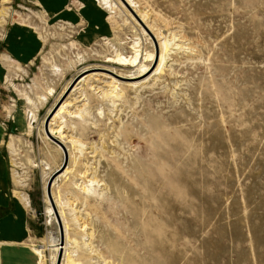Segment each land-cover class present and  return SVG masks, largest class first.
Wrapping results in <instances>:
<instances>
[{
    "label": "rangeland",
    "instance_id": "rangeland-1",
    "mask_svg": "<svg viewBox=\"0 0 264 264\" xmlns=\"http://www.w3.org/2000/svg\"><path fill=\"white\" fill-rule=\"evenodd\" d=\"M133 1L0 0V264H52V217L83 264H264V0Z\"/></svg>",
    "mask_w": 264,
    "mask_h": 264
},
{
    "label": "bare ground",
    "instance_id": "bare-ground-1",
    "mask_svg": "<svg viewBox=\"0 0 264 264\" xmlns=\"http://www.w3.org/2000/svg\"><path fill=\"white\" fill-rule=\"evenodd\" d=\"M128 1V3H129V8H130V6L131 7H133V8H136V4H135V2L133 1V0H127ZM102 2H103V0H102ZM104 4H105V2H103ZM107 1H106V4H105V6L107 5ZM101 4V3H100ZM137 9V8H136ZM6 13V12H5ZM140 14V13H139ZM141 15V14H140ZM1 16V15H0ZM2 18V17H1ZM136 21V20H135ZM145 31V30H144ZM139 55H140V53H139V50L138 49H135V54L133 55V56H131L130 58L129 57H127V55L126 56H124V55H122V54H116V56L114 57V58H110V60H108L107 62L108 63H113V64H117V65H127V66H130V65H133V64H135L136 62H137V60H138V58H139ZM154 53H150V54H148L147 55V57L149 58V59H153V57H154ZM157 57H158V54H157ZM163 58H164V56L161 54V56H160V61H162L163 60ZM151 61V60H150ZM137 64V63H136ZM148 68L149 67H146L145 65H141V67H140V69H141V71L142 72H146L147 70H148ZM86 71H88V69L86 70ZM86 71H84V73L86 72ZM80 74V73H79ZM83 74V73H82ZM82 74H80V76H78V78H77V80L81 77V75ZM87 77L88 76H86V77H84L83 79H80V81L81 82H85L86 81V79H87ZM89 78V77H88ZM115 79V78H114ZM77 80H75L74 81V83L72 84V85H74L75 83H76V81ZM81 82H79V83H81ZM112 82V81H111ZM71 83V82H70ZM70 83L67 85L66 84V89L68 88V86L70 85ZM79 83H77V85H75V88H74V90L73 91H75L76 90V87L78 86V84ZM88 84V83H87ZM93 86V85H92ZM89 87H91L90 86V84H89ZM70 88H72V86L70 87ZM92 88V87H91ZM96 89V88H95ZM52 91V90H51ZM53 92V91H52ZM65 92V91H64ZM98 93V92H97ZM119 93L117 92V91H115V89H111L110 90V92L108 93V92H104L103 93V96H102V98H111V97H119ZM28 99V98H27ZM29 99H31V98H29ZM86 98H84L83 100H85ZM118 99V98H117ZM33 100V99H32ZM31 101V100H30ZM62 103V105H61V107L58 109V105L54 108V106H52V107H50V110H49V112L47 113V115H50V117H52L53 116V114L55 113V115L53 116V118L51 119V122H50V124H49V128H50V132H48V134H47V137H48V140H50L52 143H54L55 145H56V147H58L60 150H61V152L63 153V156H65L64 157V162H65V165L63 166V168L62 169H58V170H61V171H64L65 170V168L68 166V164H69V162H70V159L72 160V155L70 154V146H69V143H71L70 145L71 146H76V145H74V144H76V139H75V137L74 136H72V135H68V133H67V131H66V126H64V124H65V122L67 121V118H65L64 117V115H61V113H62V111H65L66 113H67V116L68 117H71L73 120L74 119H79V118H83V113H86L88 110H87V107H86V103L85 104H83V106L84 107H77L76 108V110L74 111H72V110H69L68 109V107H69V105H70V103L68 102V99H65L64 101H62L61 102ZM60 103V104H61ZM59 104V105H60ZM64 113V112H63ZM46 115V116H47ZM50 117H48V120H49V118ZM66 119V120H65ZM55 123H57V125L55 126V127H53V125L55 124ZM49 135V136H48ZM51 136H55L56 138H57V140H52L50 137ZM75 148V147H74ZM77 149V148H76ZM83 149V148H82ZM81 150V149H80ZM75 162V161H74ZM64 164V163H63ZM62 164V165H63ZM81 166V165H80ZM57 170V171H58ZM56 171V172H57ZM60 171V172H61ZM59 172V173H60ZM52 177V176H51ZM60 179V175L59 176H57L56 178H54V179H52L51 180V182H50V185H49V182H48V185H49V187H48V185H47V183H46V185H47V187H45V196L46 197H48L49 196V198H51L50 196H52L51 194H52V191H54L53 190V186L54 185H56V183L58 182V180ZM49 181H50V179H49ZM47 182V181H46ZM85 184H83V186L81 185L80 186V188H81V190H82V193L83 194H87V195H89L90 194V191L92 190V187H95V186H98V184H99V182L97 181V180H94V179H89L88 181H86V182H84ZM53 185V186H52ZM51 187H52V190H51ZM49 192H50V195H49ZM47 193H48V195H47ZM55 198V197H54ZM55 199H57V198H55ZM47 201H48V199H47ZM52 203V202H51ZM57 203H58V205L60 206V210H62V203H61V201L58 199L57 200ZM58 206V207H59ZM54 208V207H53ZM49 209H51V207L49 206ZM50 212V211H49ZM52 212V211H51ZM53 213V212H52ZM71 215H72V217H73V219L77 222L78 220H79V216H76L75 215V213H73V211H72V213H70ZM53 215V214H52ZM63 221V220H62ZM51 223H52V226H54V229H57L56 230V242H53V243H55V244H53V246L55 247L54 248V250H53V256H52V264H60V258L58 259V256H59V254H60V256H61V252H62V250L64 251V255H63V258H62V260H61V264H83L82 262H80V261H77V258H76V254H75V247H72V246H70V244H68V241L66 240V234H68V228H67V225H63V227H64V232H65V242H64V238H63V241L62 242H60V238H61V230H60V227H58V223H57V221H56V219H55V221H54V219H53V217H52V221H51ZM65 224V223H64ZM60 225V224H59ZM81 227H84V223H82L81 224ZM64 234V233H63ZM63 244H65L64 246H63ZM35 251L37 252V253H39V255H41V251L42 250H40V248H36L35 249ZM73 254V255H72Z\"/></svg>",
    "mask_w": 264,
    "mask_h": 264
},
{
    "label": "crops",
    "instance_id": "crops-1",
    "mask_svg": "<svg viewBox=\"0 0 264 264\" xmlns=\"http://www.w3.org/2000/svg\"><path fill=\"white\" fill-rule=\"evenodd\" d=\"M11 53L14 54V52L12 50H11ZM0 168H3V167L0 165ZM0 212H1V209H0ZM16 222L17 223H15V221L6 220V221L0 223V244L12 246V244H14V242H12L11 240H15V239L20 240L21 238H23V236H22L23 232L22 233L20 232V231H22V230H20L22 228L21 227V220L19 219ZM12 229H15V231H14L15 233L12 231ZM14 234H16V235H14ZM18 246H20V244H18Z\"/></svg>",
    "mask_w": 264,
    "mask_h": 264
},
{
    "label": "water",
    "instance_id": "water-1",
    "mask_svg": "<svg viewBox=\"0 0 264 264\" xmlns=\"http://www.w3.org/2000/svg\"><path fill=\"white\" fill-rule=\"evenodd\" d=\"M63 168V167H62ZM61 168V169H62ZM61 170H58L57 172H55L53 175H52V177H51V179H50V181H49V185H50V182H51V180L52 179H54V178H56L58 175H59V172H60ZM49 185H48V187H49ZM49 195H50V192H49ZM51 197V196H50ZM52 198V197H51ZM52 200V199H51Z\"/></svg>",
    "mask_w": 264,
    "mask_h": 264
}]
</instances>
